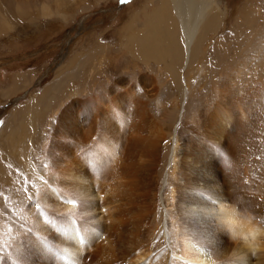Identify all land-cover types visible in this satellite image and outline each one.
Here are the masks:
<instances>
[{
	"label": "bare ground",
	"instance_id": "bare-ground-1",
	"mask_svg": "<svg viewBox=\"0 0 264 264\" xmlns=\"http://www.w3.org/2000/svg\"><path fill=\"white\" fill-rule=\"evenodd\" d=\"M169 1L171 11L140 13L148 18L142 33L130 30V53L144 65L117 64L130 73L127 89L118 90L124 80H114L73 96L53 118L44 177L34 176L36 190L21 211L23 222L9 228L0 264H264V24L255 31L244 20L251 37L239 44L245 51L210 103L168 100V110L180 114L174 126L157 105L160 88L150 70L167 62L175 76L196 64L190 79L201 78L202 42L217 19L210 18L208 0ZM110 66L97 73L109 76ZM139 66L145 73L137 77ZM85 105L90 115L76 119ZM157 203L168 257L144 241Z\"/></svg>",
	"mask_w": 264,
	"mask_h": 264
},
{
	"label": "rangeland",
	"instance_id": "rangeland-1",
	"mask_svg": "<svg viewBox=\"0 0 264 264\" xmlns=\"http://www.w3.org/2000/svg\"><path fill=\"white\" fill-rule=\"evenodd\" d=\"M160 1L0 0V132L5 128L0 137V250L9 239V228L23 222L21 211L37 187L34 176L44 177V149L50 143L53 118L59 116L73 96L82 97L91 90L97 92L101 86H111L114 80H124L118 84V90L127 89L126 84L132 78L118 65L125 68L134 63L144 65L138 55L130 53V30L142 33L148 18H141V12L150 14V9L160 7L171 11V1ZM208 1L212 5L208 17L217 22L212 30H206L202 42L204 75L190 79V71L196 64H191L187 71L183 66L178 69L182 75L178 72L175 76L165 68L167 62H154L150 70L160 88L157 105L166 109L163 114L171 117L174 126L178 125L180 114L168 110V100L178 105L187 96L188 101L210 103L229 65L245 51L239 49V44L243 46L250 36L244 20H249L255 31L264 24V0ZM256 39L254 35L253 40ZM106 61L112 70L109 76L102 77L104 73H97V69L108 64ZM134 70L137 77L145 73L141 66ZM183 75L187 77L189 90L184 86ZM85 83V93H81L80 87ZM78 104L75 102V107ZM186 104L183 114L187 119L191 109L186 111ZM78 113L76 119H86L90 115L89 107H80ZM170 127L173 129L172 124ZM9 137L14 138L11 147L7 144ZM167 156L165 153L162 159L164 174ZM156 208L144 241L150 249L168 257L170 254L164 251L168 238L162 235L158 220L160 203ZM169 240L174 246L173 235Z\"/></svg>",
	"mask_w": 264,
	"mask_h": 264
},
{
	"label": "snow or ice",
	"instance_id": "snow-or-ice-1",
	"mask_svg": "<svg viewBox=\"0 0 264 264\" xmlns=\"http://www.w3.org/2000/svg\"><path fill=\"white\" fill-rule=\"evenodd\" d=\"M120 2H121V3H127L128 0H120ZM29 199H31V197H29ZM67 203L75 204L76 202H75V200H69V201H67ZM37 208H39V205H37ZM73 223H74V221H73ZM62 231H63V230H62ZM64 234L66 235L67 233L65 232Z\"/></svg>",
	"mask_w": 264,
	"mask_h": 264
}]
</instances>
